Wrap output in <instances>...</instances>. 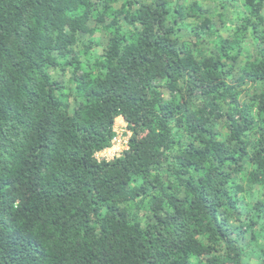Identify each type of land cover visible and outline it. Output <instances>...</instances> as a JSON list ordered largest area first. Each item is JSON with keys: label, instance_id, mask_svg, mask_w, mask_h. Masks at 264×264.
Segmentation results:
<instances>
[{"label": "trees", "instance_id": "16d2710c", "mask_svg": "<svg viewBox=\"0 0 264 264\" xmlns=\"http://www.w3.org/2000/svg\"><path fill=\"white\" fill-rule=\"evenodd\" d=\"M205 1L0 0V264H264V0Z\"/></svg>", "mask_w": 264, "mask_h": 264}, {"label": "rangeland", "instance_id": "374dc122", "mask_svg": "<svg viewBox=\"0 0 264 264\" xmlns=\"http://www.w3.org/2000/svg\"><path fill=\"white\" fill-rule=\"evenodd\" d=\"M237 4H238V7L237 8L230 7L229 11L226 13L228 19H231V20L232 19H236V17H237L236 11H238V8L242 4V0H237ZM218 5H219V2L217 0H206L205 1V7L207 9H210L211 11H214V10L217 11L218 10ZM215 22H216V25L218 27L221 26V21H220L219 17H216L215 18ZM223 31H224V29H223ZM103 35H104L103 33L98 32L95 35V37L102 38ZM224 35H227V34H224ZM89 38H90V36L87 35L86 38H85V41L87 42L89 40ZM79 48L82 50L83 49V46L80 45ZM96 51L98 53H100L101 52V49H98ZM251 52L254 53V51H251ZM65 80L67 81L68 78L65 77ZM115 130L117 131V133L119 135L127 136V132H126L127 131V124H126V122L124 121L123 118L120 117V118L116 119V122H115ZM111 155L112 154H109V157H111ZM249 200H250V198L249 199L247 198V201H249Z\"/></svg>", "mask_w": 264, "mask_h": 264}, {"label": "built area", "instance_id": "2783aa9c", "mask_svg": "<svg viewBox=\"0 0 264 264\" xmlns=\"http://www.w3.org/2000/svg\"><path fill=\"white\" fill-rule=\"evenodd\" d=\"M115 132H116V136L112 141L111 147L96 154V158L99 161L102 160L111 161L117 157H120L125 151L129 149V139L131 134L128 131V129L126 131L127 136L119 135L116 130ZM109 154H112L111 157H109Z\"/></svg>", "mask_w": 264, "mask_h": 264}, {"label": "crops", "instance_id": "0c3cea01", "mask_svg": "<svg viewBox=\"0 0 264 264\" xmlns=\"http://www.w3.org/2000/svg\"><path fill=\"white\" fill-rule=\"evenodd\" d=\"M122 118V117H121Z\"/></svg>", "mask_w": 264, "mask_h": 264}]
</instances>
